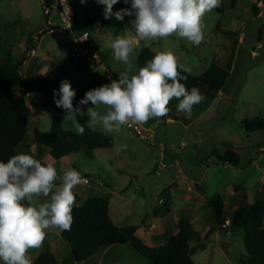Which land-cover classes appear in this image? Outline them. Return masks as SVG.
Wrapping results in <instances>:
<instances>
[{
    "label": "rangeland",
    "instance_id": "1",
    "mask_svg": "<svg viewBox=\"0 0 264 264\" xmlns=\"http://www.w3.org/2000/svg\"><path fill=\"white\" fill-rule=\"evenodd\" d=\"M69 2L81 22L87 16H100L106 21L104 30L94 35L90 45L103 65L70 57L72 42L66 34L49 31L43 0H0V55L13 49L17 60L26 58L23 73L29 82L34 76L29 69L35 64L34 74L40 72L57 84L68 80L76 95L85 96L94 88L118 80L125 65L113 59L110 44L117 36L114 31L118 25L113 16L104 18L106 6L98 0ZM132 19L126 18L125 29L131 28ZM218 23L236 34L218 30ZM202 25L205 39L199 46L177 35L141 41L133 54L136 66L129 74L138 71L144 47L156 53L171 51L194 75L207 71L214 62L228 69L231 76L222 90L200 86L204 99L193 106L190 115L179 111V101L173 98L167 116L150 119L140 125V132L124 125L119 132L108 134L114 137L115 145H127L119 154L113 147L97 149L93 154L81 151L57 161L47 147L41 148L35 142L37 130H51L53 109L42 106L20 87L18 93L27 98L33 113L18 154L52 163L58 174L61 168L79 171L89 183L82 182L73 189L75 206L91 196L109 197L115 223L139 226V236L151 245L165 244L177 232L178 220L185 217L205 236L201 242L192 243L198 249L196 264H241L247 258L244 230L220 229L209 202L222 195L231 213L238 204L234 195L251 202L264 200V132L246 124L249 119L264 118V0H221L220 7L204 15ZM125 29L121 35H132ZM30 40L36 42L35 57L28 51ZM64 127L74 130L71 123ZM95 130L104 133L100 127ZM215 149L221 155L237 149L242 166L217 163ZM46 231L42 246L28 251L31 264L45 251L53 252L60 263L72 257L60 230ZM73 264L152 263L129 243L102 248L87 260Z\"/></svg>",
    "mask_w": 264,
    "mask_h": 264
},
{
    "label": "clouds",
    "instance_id": "2",
    "mask_svg": "<svg viewBox=\"0 0 264 264\" xmlns=\"http://www.w3.org/2000/svg\"><path fill=\"white\" fill-rule=\"evenodd\" d=\"M98 3L106 6L105 19L113 15L119 21L125 16L133 17L131 28L125 29V33L132 35H118L110 44L113 59L125 65V69L118 80L86 92L75 105L76 91L70 81H62L59 90H54L56 106L66 113L62 126L71 123L76 134L82 136L85 126L77 117L86 115L88 129L100 127L105 134L119 132L124 125L133 127L166 117L173 98L179 101L178 110L190 115L193 106L204 99L198 88L189 90L181 82L188 79L182 72L190 75L191 70L179 64L171 51H161L136 74L129 75L136 66L133 54L141 41H158L172 35L199 46L205 39L202 19L220 7L221 0H123L130 7L115 13L113 6L120 0ZM60 4L64 13L69 14L68 0H60ZM126 148L127 145L116 144L113 151L119 154ZM82 182L76 169L61 168L58 174L52 163H42L29 154H16L7 162L0 161V261L31 264L28 251L42 246L46 230L70 231L76 204L73 189Z\"/></svg>",
    "mask_w": 264,
    "mask_h": 264
},
{
    "label": "trees",
    "instance_id": "3",
    "mask_svg": "<svg viewBox=\"0 0 264 264\" xmlns=\"http://www.w3.org/2000/svg\"><path fill=\"white\" fill-rule=\"evenodd\" d=\"M123 8H128V5L120 0V3L113 6V13ZM126 18L127 16L123 21H119L113 15L112 19L118 25V29L114 31L115 35H121L120 31L125 29ZM105 22L100 16H87L81 22L78 13L75 12L76 31L78 33L90 31L92 41H94V35L104 30ZM216 27L223 33L236 34L224 28L221 23H218ZM33 48H36V42L30 40L28 51ZM155 54L156 52L150 47H144L138 58V67L145 66L146 61L152 59ZM25 60L26 58L17 60L13 49H8L3 56L0 55V161L7 162L11 156L18 154V148L28 135L33 108L27 98L18 93L20 87H26L29 96L36 98L39 104L53 109L51 130H37L35 142L41 148L47 147L49 154L55 160L61 161L65 156L81 151L93 154L97 149H110L115 146L113 136L87 128L88 117L86 115L77 117L78 121L85 126L82 136L62 126L66 113L64 109L56 106L54 99V90L58 91L60 84L40 73L35 74L29 82L23 73ZM182 75H188L187 81L181 82L185 83L189 90L193 87L200 89L202 84L222 90L231 73L214 62L207 71L200 75L192 73L189 75L183 72ZM83 97L76 95L74 105L78 104ZM246 124L254 130L264 132V118L262 117L249 119ZM213 153L217 163L239 168L242 166L241 154L237 149H228L223 155L219 154L216 149ZM239 188L236 186V191H239ZM233 199H236L238 204L231 213L226 209V197L218 195L209 202L214 210L218 227L223 230L229 228L244 230L247 258L241 264H264V200L251 202L239 199L235 195ZM110 205L109 197L91 196L75 206L72 212L71 230L60 231L71 248L72 257L60 263L53 252L45 251L36 257L33 264L81 263L97 254L102 248L129 243L152 264H196L194 255L198 249L192 246V243L201 242L205 236L194 228L189 218L182 217L178 221V231L172 234L165 244L151 245L139 236V226H118L111 216ZM227 221H230V225L224 227Z\"/></svg>",
    "mask_w": 264,
    "mask_h": 264
},
{
    "label": "built area",
    "instance_id": "4",
    "mask_svg": "<svg viewBox=\"0 0 264 264\" xmlns=\"http://www.w3.org/2000/svg\"><path fill=\"white\" fill-rule=\"evenodd\" d=\"M55 5V7L53 6ZM68 6L70 13H64V7L60 4V0H43L44 14L48 16L49 31L66 34L72 42V49L70 51V57L74 61L88 59L99 65H103V61L97 51L90 48L92 41V34L90 31L78 33L75 29V10L68 0ZM33 57L37 56V48L31 50ZM98 58L96 59L95 57ZM26 90V87H23ZM127 126V125H126ZM137 131H141L140 125L133 126ZM84 183L88 184L89 179L83 178ZM230 221L224 224V227H229Z\"/></svg>",
    "mask_w": 264,
    "mask_h": 264
},
{
    "label": "crops",
    "instance_id": "5",
    "mask_svg": "<svg viewBox=\"0 0 264 264\" xmlns=\"http://www.w3.org/2000/svg\"><path fill=\"white\" fill-rule=\"evenodd\" d=\"M259 16H261V15H259ZM34 68H35V64H34L33 66H31V68L29 69V71H31V72L33 73V75H35V74H34V72H35V71H34ZM39 73H40V72H37V74H39ZM190 188H191V186H190ZM165 203H166V201H165ZM165 203H164V204H165ZM110 206H111V205H110ZM178 221H179V220H178ZM177 225H178V224H177ZM177 231H178V229H177Z\"/></svg>",
    "mask_w": 264,
    "mask_h": 264
}]
</instances>
